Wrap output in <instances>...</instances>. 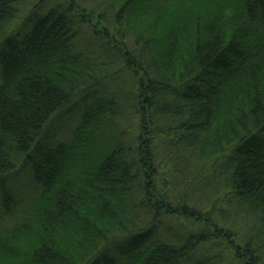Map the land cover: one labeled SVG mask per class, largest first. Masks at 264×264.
<instances>
[{"label":"trees","instance_id":"trees-1","mask_svg":"<svg viewBox=\"0 0 264 264\" xmlns=\"http://www.w3.org/2000/svg\"><path fill=\"white\" fill-rule=\"evenodd\" d=\"M0 71V264H264V0H0Z\"/></svg>","mask_w":264,"mask_h":264},{"label":"rangeland","instance_id":"rangeland-1","mask_svg":"<svg viewBox=\"0 0 264 264\" xmlns=\"http://www.w3.org/2000/svg\"><path fill=\"white\" fill-rule=\"evenodd\" d=\"M27 11L24 10L15 21L12 23V27L16 29H22V25L24 23V14ZM2 72L0 71V83H1ZM77 100V99H76ZM82 103L71 104L63 109L58 110V113L54 115L50 120H48L47 124L44 126L41 131L40 137L49 138L54 136L58 140L63 137L69 138L67 133L71 130V128L76 124L79 120L81 113ZM65 138V139H66ZM43 139V138H42ZM8 186L0 188V223L1 219L5 215V212L2 208H5L7 203L12 202L11 199H20L22 196L30 195L26 194L28 190L27 185L31 183V171L21 165H18L10 175H9ZM23 180L24 182L20 181ZM16 184V185H14ZM27 197H24L26 199ZM240 232H242L241 226H239Z\"/></svg>","mask_w":264,"mask_h":264}]
</instances>
